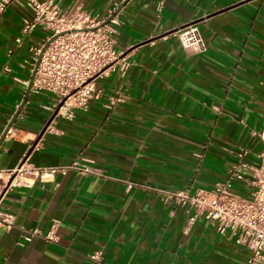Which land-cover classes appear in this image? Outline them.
I'll return each mask as SVG.
<instances>
[{"label": "crops", "instance_id": "obj_1", "mask_svg": "<svg viewBox=\"0 0 264 264\" xmlns=\"http://www.w3.org/2000/svg\"><path fill=\"white\" fill-rule=\"evenodd\" d=\"M107 17L123 0H54ZM25 11L0 19V136L19 108L32 73L37 28L21 37ZM114 12V11H113ZM194 22L206 48L184 49L177 30ZM117 51L131 61L95 79L86 108L63 107L32 91L0 144V169L86 164L100 175L58 172L9 190L0 226V264H246L248 251L192 210L151 188H210L247 149L257 163L264 143V0H128L115 14ZM21 37L20 42L16 38ZM123 100L109 109L107 95ZM50 122L51 130H45ZM127 181L134 184L127 188ZM57 224L58 239L35 235Z\"/></svg>", "mask_w": 264, "mask_h": 264}, {"label": "built area", "instance_id": "obj_2", "mask_svg": "<svg viewBox=\"0 0 264 264\" xmlns=\"http://www.w3.org/2000/svg\"><path fill=\"white\" fill-rule=\"evenodd\" d=\"M11 5L25 11L21 37L37 28L45 32L42 42L30 48L32 69L38 60L30 90H46L55 95L51 107L53 116L63 107L86 108L89 100L103 94L95 83L96 78L114 70L124 74L131 64L114 47L116 31L112 24L115 15L99 27L115 8L109 10L105 18L77 4L62 9L54 0H0V19ZM176 33L182 48L205 50L196 23L184 24ZM21 37L16 38V42H20ZM122 100L123 96L116 91L107 95L105 106L111 109ZM45 130H51L50 122ZM252 134L264 143V130L252 131ZM246 154L247 149L239 148L237 160L227 166L226 178L213 182L210 188L197 187L193 191L190 188L174 191L151 189L158 192L163 201L172 200L191 209L190 223L196 217H202L219 234H228L235 244L246 248V264H264V147L257 153V163L246 162L243 159ZM67 169L75 170L78 175H100L97 169L78 161L63 167H37L23 160L14 168L0 169V226L12 223L1 205L9 190L29 186L34 179L51 180L56 173ZM133 184L127 181V188ZM35 235L46 242H56L57 224L53 222L44 234L37 229L31 230L24 238L30 240ZM89 258L93 264H100L102 251H93Z\"/></svg>", "mask_w": 264, "mask_h": 264}, {"label": "water", "instance_id": "obj_3", "mask_svg": "<svg viewBox=\"0 0 264 264\" xmlns=\"http://www.w3.org/2000/svg\"><path fill=\"white\" fill-rule=\"evenodd\" d=\"M128 0H123V2L119 5V7L118 8H116V10H114V12L111 14V15H109L100 25H99V27L100 26H103L104 24H107L108 22H109V20L123 7V5L127 2ZM53 38H51V40H52ZM51 40H49V41H51ZM49 41L44 45V47H43V49L45 48V46L49 43ZM39 59V58H38ZM37 63H38V60H37V62H36V64H35V66L33 67V69H32V73H31V76H30V79H29V81H28V84H27V88H26V93H25V96H24V98H23V100H22V102H21V104H20V106H19V108L14 112V114H13V116H12V118L10 119V121L8 122V124L6 125V127H5V129L3 130V132H2V134H1V136H0V144L2 143V141H3V139H4V137H5V135L7 134V132H8V130L12 127V125L14 124V122H15V120H16V117H17V115H18V113L20 112V110H21V108L23 107V105L25 104V102H26V99H27V97H28V95H29V93H30V89H31V83H32V79H33V77H34V74H35V70H36V65H37Z\"/></svg>", "mask_w": 264, "mask_h": 264}]
</instances>
